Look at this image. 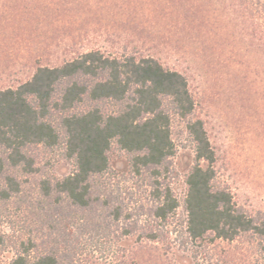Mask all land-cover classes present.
I'll list each match as a JSON object with an SVG mask.
<instances>
[{"label":"rangeland","instance_id":"374dc122","mask_svg":"<svg viewBox=\"0 0 264 264\" xmlns=\"http://www.w3.org/2000/svg\"><path fill=\"white\" fill-rule=\"evenodd\" d=\"M47 2L24 19H0V88L28 79L36 66L55 65L89 49L154 57L186 77L194 102L189 116L170 117L175 153L160 179L182 202L185 175L195 163L186 124L200 119L214 150L215 184L228 189L242 210L264 216V57L222 0ZM30 154L36 171L23 177L24 201L4 208L3 228L30 237L33 254L57 251L73 264H261L246 237L215 240L202 257L192 258L175 237L185 221L183 208L165 223L155 220L152 179L134 175L130 155L115 143L107 153L111 170L105 179L111 205L105 208L99 200L90 213L54 204L37 188L40 176L71 171L60 148L35 146ZM117 205L123 212L115 220ZM129 225L133 232L123 235ZM152 229L154 239L147 237ZM12 253L5 250L3 256Z\"/></svg>","mask_w":264,"mask_h":264},{"label":"trees","instance_id":"16d2710c","mask_svg":"<svg viewBox=\"0 0 264 264\" xmlns=\"http://www.w3.org/2000/svg\"><path fill=\"white\" fill-rule=\"evenodd\" d=\"M222 2L237 19L244 38L264 57V0ZM47 3L0 0V19H24ZM193 107L181 72L165 68L151 56L112 55L99 49L55 65L36 66L28 79L0 88V264H73L61 260L57 251L33 254L30 237L13 236L3 228L8 219L4 208L24 201L23 177L36 171L30 149L57 147L72 163L71 171L62 177L40 176L39 192L54 198V204L90 213L99 200L105 208L111 205L105 179L111 170L107 153L113 143L130 155L134 175L152 179L150 214L155 220L165 223L183 208L185 221L175 237L192 258L202 257L215 240L246 237L252 240L256 262L264 264V216L242 210L228 189L215 184L214 150L200 119L186 124L195 163L185 175L182 202L160 179L175 153L170 117H187ZM122 212V206H114L113 218L119 219ZM134 228L129 225L122 234H131ZM147 237L154 239L157 233L152 229ZM9 249L11 257L4 258Z\"/></svg>","mask_w":264,"mask_h":264}]
</instances>
